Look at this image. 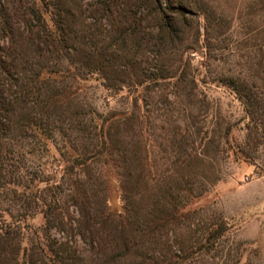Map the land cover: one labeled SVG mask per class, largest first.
Here are the masks:
<instances>
[{
    "label": "rangeland",
    "instance_id": "obj_1",
    "mask_svg": "<svg viewBox=\"0 0 264 264\" xmlns=\"http://www.w3.org/2000/svg\"><path fill=\"white\" fill-rule=\"evenodd\" d=\"M58 1L72 34L59 55L51 45L31 51L32 71L51 79L31 105L36 127L26 125V108L17 114L10 145L18 175L28 191L40 179L58 183L69 224L79 222L77 182L93 211L131 210L135 221L159 225L118 261L78 229L55 228L52 238L66 237L84 264H264V0H162L161 10L158 0ZM56 93L65 94L62 106ZM110 116L125 122L112 133L128 153L141 136L125 124L143 126L145 190L135 181L143 174L123 163L71 178L76 154L95 141L89 132ZM19 209L0 189V226ZM30 215L29 227L43 224L42 214Z\"/></svg>",
    "mask_w": 264,
    "mask_h": 264
},
{
    "label": "trees",
    "instance_id": "obj_2",
    "mask_svg": "<svg viewBox=\"0 0 264 264\" xmlns=\"http://www.w3.org/2000/svg\"><path fill=\"white\" fill-rule=\"evenodd\" d=\"M2 1L0 0V189L10 194L20 209L17 215H11V223L0 226V260L6 259L5 264H8V260L10 264H24L23 260L28 256L30 264H84L82 252L72 250L69 246L70 241L66 240V237L62 241L52 238L51 230L58 228L64 232L67 226L72 230L78 229L84 238H89L92 248L104 242L98 251L104 256H109L110 261L126 260L137 248L136 239L157 236L159 223L135 221L131 216V210L129 216H123L111 210L103 213L93 211L89 199L83 194L80 184L76 182L73 184L75 195L72 196V203L77 207L79 222L69 224L65 221V215L61 209V198L56 193L61 187L58 183L40 179L37 183L34 182L35 186L28 191L27 185L21 180L23 176L18 175V162L10 145L17 130V114L20 108H26L29 115L26 125L28 128L36 127L31 118L33 114L31 105L43 96V91L50 86L51 79L47 73L42 75L32 71L34 62L31 51L34 48H40V52H45L51 45L53 52L59 55L63 48L64 50L68 48V34L72 33H70L71 30L67 32L64 26L62 15L67 12L63 11L58 0H17L11 4ZM158 2L161 10L162 0ZM51 8L55 11L51 12L56 15L55 20L52 19L54 29L50 28L49 21L46 19ZM162 11V15L165 14V10ZM233 87L237 95H242L237 82ZM56 94L52 95L51 100H55L59 106H62L63 100L66 99L65 94L63 96L60 93ZM49 106L45 101L44 108L48 110ZM105 122L102 127L96 125L89 132V137L95 141L76 154L77 157L72 162L71 172H69L76 178L73 176L71 178L77 181L78 169L86 172L93 165L106 166L111 162L117 167L123 163L125 166L129 164L134 169L138 168V175L143 174V179L135 180L138 189L140 191L147 189L146 185L142 187L146 183L143 126H135L130 122L125 124L129 127V131H135L141 136L137 151L129 152V155L128 149L125 147L121 149L114 142L112 133L114 122H119L121 125L125 122L120 120V116H110L105 119ZM116 134H118L117 130ZM17 187L23 188L24 192L17 193ZM32 212L42 214L41 226L29 227L25 224L28 217L32 218L30 215ZM25 242L31 246L27 247ZM93 254L98 255L94 252ZM142 264L151 263L150 260L144 259ZM171 264H178V262Z\"/></svg>",
    "mask_w": 264,
    "mask_h": 264
}]
</instances>
